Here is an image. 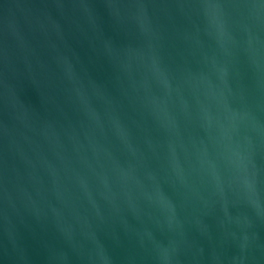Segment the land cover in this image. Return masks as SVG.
Instances as JSON below:
<instances>
[{
  "label": "water",
  "instance_id": "1",
  "mask_svg": "<svg viewBox=\"0 0 264 264\" xmlns=\"http://www.w3.org/2000/svg\"><path fill=\"white\" fill-rule=\"evenodd\" d=\"M0 264H264V0H0Z\"/></svg>",
  "mask_w": 264,
  "mask_h": 264
}]
</instances>
